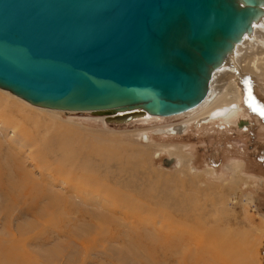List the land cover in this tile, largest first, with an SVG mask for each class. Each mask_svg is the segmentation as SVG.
I'll return each mask as SVG.
<instances>
[{"label":"rangeland","instance_id":"374dc122","mask_svg":"<svg viewBox=\"0 0 264 264\" xmlns=\"http://www.w3.org/2000/svg\"><path fill=\"white\" fill-rule=\"evenodd\" d=\"M263 27L257 26L262 38H257L254 50L243 51L239 81L228 69L221 86L213 83L215 79L211 82L214 99L183 115L110 122L91 111L36 107L0 88V234L30 236L29 246L39 264H115L103 250L110 244L124 248V241L92 243L90 250L76 241L69 248L72 239L57 232L59 225L74 227L77 210L85 208L118 216V224L111 226L118 229L112 232L126 239L136 234L134 228L146 232L147 242L133 243V247L150 264L169 262L167 237L171 235L169 239L176 243L182 229L199 230L202 235L206 229L221 235L230 232L234 239L245 235L256 244L259 262L264 264ZM243 43L248 44V39ZM235 82L240 94L229 98ZM231 102H237L240 110L227 121L230 127L220 129L226 121L216 120L196 124L201 115ZM181 123L188 128L180 134L158 132ZM167 156L178 160L166 165ZM86 160L92 167L85 166ZM89 175L123 194L118 206L114 195L105 196L98 186H83ZM40 189L68 196L78 205L76 210L71 212L60 202L44 211L48 197L35 198ZM8 191L18 201L14 208L7 207L12 199ZM60 209L67 215L62 222L57 215ZM42 211L39 220L35 214ZM134 249L127 251L131 254Z\"/></svg>","mask_w":264,"mask_h":264},{"label":"water","instance_id":"95a60500","mask_svg":"<svg viewBox=\"0 0 264 264\" xmlns=\"http://www.w3.org/2000/svg\"><path fill=\"white\" fill-rule=\"evenodd\" d=\"M263 16L264 0H0V86L110 122L179 114Z\"/></svg>","mask_w":264,"mask_h":264},{"label":"bare ground","instance_id":"6f19581e","mask_svg":"<svg viewBox=\"0 0 264 264\" xmlns=\"http://www.w3.org/2000/svg\"><path fill=\"white\" fill-rule=\"evenodd\" d=\"M264 25V16L253 22V31L250 33H245L241 41L237 42L235 45L234 50L230 53L229 57L227 58V61L214 71L211 82L213 79L214 84L221 86L223 84V74H227L228 69L236 75V81H239V79L242 77L239 74V68H242V59L244 57V53L253 51V45L257 42V38H262L259 33L260 29H257V26ZM262 28V26H261ZM264 28V27H263ZM244 39H248V44L243 43L241 44ZM262 40V39H261ZM247 41V40H246ZM261 43V42H260ZM259 44V43H258ZM246 46H249L246 48ZM245 48V49H244ZM250 48V49H249ZM244 51V53H243ZM243 53V54H242ZM234 57L235 59H233ZM256 60L252 64L253 66H256ZM229 65V66H228ZM216 76V78H215ZM238 77V80H237ZM234 79V78H233ZM211 82H210V88H211ZM233 84V83H232ZM236 87L234 86L232 90L230 91V94L228 95L229 98H233L235 95L240 94L238 82H235ZM241 85V84H240ZM227 86V85H226ZM233 86V85H232ZM231 87V86H230ZM1 89L8 90L12 92L14 95L30 102L31 104L35 105L36 107H42L46 108L50 111L55 110H61V108L56 107H47V106H41L38 104H34L31 101H29L26 98H23L22 96L14 93L12 90L3 88L0 86ZM226 88V87H225ZM228 88V87H227ZM226 90V89H225ZM215 91V90H214ZM3 92V91H2ZM227 92V91H226ZM5 93V92H4ZM223 93V92H222ZM7 94V93H6ZM11 94V93H10ZM3 95V94H2ZM214 99V92L210 89V94L205 98V101H209ZM201 102L198 106L194 107L199 108ZM32 106V105H31ZM35 107V108H36ZM55 109V110H54ZM193 109L187 110L185 112L170 115L167 117L177 116V115H183L186 114L188 111H192ZM63 110H73L74 109H63ZM240 110L239 104L236 102H231L228 104H223L221 106H218L216 108H213L208 113L201 115L197 121L196 124H208L210 121L216 120V121H226L223 125H220L219 127L222 128L223 126H227V124L231 125L230 122H227L230 120V118H233V115L237 113ZM83 111H91V110H83ZM92 112V111H91ZM96 116H103L106 119L107 115H96ZM157 117H166V116H160L155 114H146L144 116H141L139 118H136L132 120L131 122L136 121L137 119H147V118H157ZM104 119V118H103ZM142 120V119H141ZM188 125L186 123L181 124H172L171 126L167 128H163L158 130L160 133H167V134H180L186 130ZM223 127V128H224ZM144 137H148L146 134H143ZM157 154H161L160 152ZM178 159H176L177 161ZM90 161V160H89ZM88 160H86L85 166L87 168H90L92 166H89L91 164ZM109 162V160L107 161ZM63 164V163H61ZM92 165V164H91ZM95 169V167H94ZM100 174V173H99ZM109 175V174H108ZM104 178L107 177V174L105 173L102 175ZM94 177L88 176L85 178L83 182V186L92 189L95 186H98V188H101L102 193L107 195H114L115 197V204L118 206V202L120 200H123V194L117 192L116 190H112V186H108L105 182L99 183L97 180L92 179ZM98 179V178H96ZM81 182V181H80ZM115 182V181H114ZM118 184H120V181H117ZM104 184L105 187H102ZM28 186V185H27ZM32 187V186H31ZM28 189V192H32V188ZM40 194L35 195V198L41 199L42 196L46 195L48 197V201L43 206L44 211L49 210L50 207H54L55 205H58L60 202L65 204L67 207H69V211L73 212V210H76V202L72 201L68 196L58 194V193H52L51 191H48V189L41 190ZM48 191V192H47ZM21 192V191H20ZM9 198H12V193L8 191ZM101 194V193H99ZM101 194V195H103ZM11 195V196H10ZM145 195V194H144ZM27 197V196H26ZM128 197V196H126ZM34 199V198H33ZM32 199V200H33ZM10 204L7 205L8 208H12L13 206L18 205L17 199H9ZM38 201V200H37ZM87 201V200H85ZM133 201V200H132ZM34 204V202H33ZM89 204V203H88ZM132 204V203H131ZM12 205V206H11ZM32 204H30V211L33 209ZM78 206V205H77ZM6 207V206H5ZM14 208V207H13ZM133 208V207H132ZM5 211H9V209H5ZM58 219L62 218L60 221L62 222L65 217L66 213L62 210H58ZM68 211V212H69ZM78 215L79 217H74L78 222L74 223V227H65L63 224L56 227V230L59 234H62L65 232L71 241L67 243L68 247L71 248L74 245L73 242L80 241L82 244L86 245L85 249L90 250L94 249L93 246L90 244L94 243L95 245L97 243H106L113 241H124V243L127 245L124 248L115 246L114 244H110L108 246H105V249L103 250L109 257H111L114 260L115 264H150L149 262L144 261L145 257L142 253L135 250L133 247V243H142L143 241L147 242L148 235L144 231H140L139 228H134L133 230L136 232L134 236H130L129 238L123 237L121 234H118L120 232H112L114 229L118 228H111L115 227L116 224L119 222V217L114 215H110V213L102 214L103 212H98L95 210H85L78 209ZM43 211L35 214V217L39 220L43 218ZM70 222H74L73 218H69ZM68 219V220H69ZM66 220V219H65ZM64 220V221H65ZM45 223V222H44ZM48 224V223H46ZM68 225V224H67ZM110 225V228H109ZM6 226L9 227V223L6 222ZM65 227V229H64ZM133 227V226H132ZM182 229V228H181ZM106 231V232H104ZM173 231V230H172ZM180 237L177 238L174 243L172 239H169L171 235H169L168 242L170 250H168L166 257L169 259L168 263L164 264H260L258 259V251L256 249V244L254 241L248 240V238L244 235L241 239H234L233 236L231 238V233L226 232L225 235L221 234H215V230L209 231L206 229L205 233L203 235L199 232V230H179ZM83 232H86L87 235L84 236ZM170 231H168L169 234ZM188 232V233H187ZM85 233V234H86ZM92 234V235H91ZM150 236V235H149ZM164 237V236H163ZM230 238L233 240L231 241ZM186 239L187 241L183 244V240ZM101 240V241H99ZM30 241L31 237L23 235L22 233L16 234L15 233H7V234H0V264H39L35 254L30 249ZM99 241V242H98ZM180 247H184L186 250H179V243ZM57 247V246H56ZM188 247V250L187 248ZM123 248V249H120ZM150 248V246H149ZM128 249H134V251L130 254L127 250ZM150 253V251H149ZM148 253V254H149ZM56 258V257H55ZM47 263H51L49 259H46ZM54 264V263H53ZM81 264V263H80ZM82 264H85L84 262Z\"/></svg>","mask_w":264,"mask_h":264},{"label":"flooded vegetation","instance_id":"af4514ba","mask_svg":"<svg viewBox=\"0 0 264 264\" xmlns=\"http://www.w3.org/2000/svg\"><path fill=\"white\" fill-rule=\"evenodd\" d=\"M213 121H214V120H213ZM238 122H239L241 125H245V124H247L245 120H243V121H241V122H240V120H239ZM209 123H210V122H209ZM216 126H217V128H218V125H216ZM230 126H231V125L227 124V126H225V127L223 126V127H224V128H228V127H230ZM223 127H222V128L219 127V128H220V129H224ZM187 128H188V127H187ZM187 128H186V130H187ZM186 130H185V131H186Z\"/></svg>","mask_w":264,"mask_h":264}]
</instances>
